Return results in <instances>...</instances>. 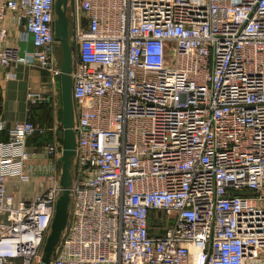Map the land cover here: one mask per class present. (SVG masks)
<instances>
[{
    "label": "built area",
    "instance_id": "2783aa9c",
    "mask_svg": "<svg viewBox=\"0 0 264 264\" xmlns=\"http://www.w3.org/2000/svg\"><path fill=\"white\" fill-rule=\"evenodd\" d=\"M54 2L0 0V68L49 73L53 104L50 124L0 117V264H39L61 192ZM66 11L76 150L49 264H264V0Z\"/></svg>",
    "mask_w": 264,
    "mask_h": 264
},
{
    "label": "water",
    "instance_id": "95a60500",
    "mask_svg": "<svg viewBox=\"0 0 264 264\" xmlns=\"http://www.w3.org/2000/svg\"><path fill=\"white\" fill-rule=\"evenodd\" d=\"M68 0L54 2V37L59 42L60 57L58 76L60 97V119L62 124L61 157L59 183L61 192L56 199L50 230L45 239L39 264H49L55 255L62 231L68 219L71 184V164L76 150V138L73 130L74 108L72 99V46L69 42V20L66 6Z\"/></svg>",
    "mask_w": 264,
    "mask_h": 264
},
{
    "label": "crops",
    "instance_id": "0c3cea01",
    "mask_svg": "<svg viewBox=\"0 0 264 264\" xmlns=\"http://www.w3.org/2000/svg\"><path fill=\"white\" fill-rule=\"evenodd\" d=\"M26 48V47H25ZM31 50V49H28ZM15 73L13 78H6L7 68H0V117L7 125L15 121L29 119L34 123L45 125L52 122L53 104L45 96L51 90V76L46 71L28 67L23 64L12 69ZM56 90V103L60 105L59 84L57 77H54ZM38 92L41 97L31 100L28 93ZM4 134H0L3 138ZM34 145V144H30ZM39 158H33L32 162H39ZM24 190L31 193V184L24 185Z\"/></svg>",
    "mask_w": 264,
    "mask_h": 264
},
{
    "label": "trees",
    "instance_id": "16d2710c",
    "mask_svg": "<svg viewBox=\"0 0 264 264\" xmlns=\"http://www.w3.org/2000/svg\"><path fill=\"white\" fill-rule=\"evenodd\" d=\"M3 137H4V136H3ZM0 138H1V137H0ZM43 139H44V137H42L41 135H39V134H34V135L31 137L30 141H29V145H30V144H34V145L39 146V145L43 142Z\"/></svg>",
    "mask_w": 264,
    "mask_h": 264
},
{
    "label": "rangeland",
    "instance_id": "374dc122",
    "mask_svg": "<svg viewBox=\"0 0 264 264\" xmlns=\"http://www.w3.org/2000/svg\"><path fill=\"white\" fill-rule=\"evenodd\" d=\"M21 46H22L23 49H24V47H26V49H32L33 46H32L31 37H29V39H28L26 44L21 43Z\"/></svg>",
    "mask_w": 264,
    "mask_h": 264
}]
</instances>
